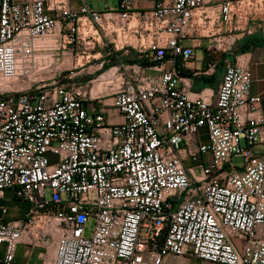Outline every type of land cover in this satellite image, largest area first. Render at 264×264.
<instances>
[{
	"label": "built area",
	"instance_id": "1",
	"mask_svg": "<svg viewBox=\"0 0 264 264\" xmlns=\"http://www.w3.org/2000/svg\"><path fill=\"white\" fill-rule=\"evenodd\" d=\"M263 9L0 0V201L28 205L0 204V264L22 243L43 264H264V112L236 53Z\"/></svg>",
	"mask_w": 264,
	"mask_h": 264
},
{
	"label": "crops",
	"instance_id": "2",
	"mask_svg": "<svg viewBox=\"0 0 264 264\" xmlns=\"http://www.w3.org/2000/svg\"><path fill=\"white\" fill-rule=\"evenodd\" d=\"M87 2V0H86ZM157 0H137V6L139 8H152L154 7ZM88 3V2H87ZM73 5L78 7L77 2H73ZM95 8L93 4H89ZM113 6V5H112ZM100 10V8H95ZM242 52V51H239ZM238 53V52H236ZM245 55H242L240 58L248 59L250 62V68L253 74V83L251 86L252 94H259L262 98L261 106L264 112V62H259V57L264 56V46H253L251 49L245 52ZM227 58L234 60L235 54H228ZM194 90H199L201 87L209 86L210 84H204L201 77H194ZM111 114V118L116 121H121L122 118L115 111L109 109ZM27 208L28 205H23V208ZM16 262L18 264H23V261L20 260L19 256L16 257ZM38 262V261H37ZM163 264H219L215 262H211L208 260L198 259L191 255H169L165 258Z\"/></svg>",
	"mask_w": 264,
	"mask_h": 264
},
{
	"label": "rangeland",
	"instance_id": "3",
	"mask_svg": "<svg viewBox=\"0 0 264 264\" xmlns=\"http://www.w3.org/2000/svg\"><path fill=\"white\" fill-rule=\"evenodd\" d=\"M88 4H93L95 6V8H100V9H104L105 8V5H106V2L112 6V5H117L118 4V0H87ZM263 12H264V9H263ZM262 26H264V22H261ZM263 28V27H262ZM260 28V29H257L256 32H254L252 35H258V37L260 38H264V31L263 29ZM203 34H206L207 31L203 29L202 31ZM252 35H246L244 36L240 41L239 43L237 44V52H239L241 50V46H242V41L247 37V36H252ZM51 37H46V38H40L38 39L39 43H45L47 42L48 39H50ZM42 41V42H41ZM203 49H199L198 52H199V55H202L203 54ZM41 54H44V52L42 51ZM48 56H50L48 54ZM80 78V77H79ZM218 81H219V75L216 74V78L214 80L213 83H211L209 85V87L213 88L216 90V87H217V84H218ZM10 85V87L12 88H19V82H13L11 84H8ZM4 91L1 90L0 88V95L3 93ZM5 94H7V92H5ZM203 132V140H207V134H206V129L202 130ZM243 159L240 158V157H234L233 159V162L234 163H238V162H241ZM10 198V199H9ZM2 203H6L7 205L10 206V214H9V218H20V217H23L24 213H25V210L26 208L24 207L23 208V205H25L26 203L19 200V199H16L14 197V194H12L11 191H8L7 192V199L6 200H2L0 201V204ZM0 216H1V212H0ZM92 227H93V222H89L88 225H87V234H90L91 231H92ZM54 246L50 247L49 249V256H52V254H54ZM31 250L30 247H27V245L25 243H22L18 249V253L17 255L19 256L20 260L23 261V264H27L28 262L29 263H33V264H43L42 260L39 258V253H44L45 250L44 249H41L39 247H35L33 249V252L29 255H26V253ZM38 261V262H37Z\"/></svg>",
	"mask_w": 264,
	"mask_h": 264
},
{
	"label": "trees",
	"instance_id": "4",
	"mask_svg": "<svg viewBox=\"0 0 264 264\" xmlns=\"http://www.w3.org/2000/svg\"><path fill=\"white\" fill-rule=\"evenodd\" d=\"M242 46L241 50L242 52H246L249 49H251L253 46H264V38L258 37V35H252V36H247L243 41H242ZM227 55L223 57H227ZM202 81L204 84H211L214 82L216 75H213L211 77H201Z\"/></svg>",
	"mask_w": 264,
	"mask_h": 264
},
{
	"label": "bare ground",
	"instance_id": "5",
	"mask_svg": "<svg viewBox=\"0 0 264 264\" xmlns=\"http://www.w3.org/2000/svg\"><path fill=\"white\" fill-rule=\"evenodd\" d=\"M96 90L94 89L93 92H95Z\"/></svg>",
	"mask_w": 264,
	"mask_h": 264
},
{
	"label": "water",
	"instance_id": "6",
	"mask_svg": "<svg viewBox=\"0 0 264 264\" xmlns=\"http://www.w3.org/2000/svg\"><path fill=\"white\" fill-rule=\"evenodd\" d=\"M91 7H92V5H91Z\"/></svg>",
	"mask_w": 264,
	"mask_h": 264
}]
</instances>
